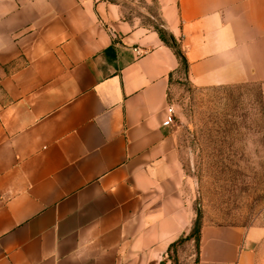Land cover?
<instances>
[{"label":"crops","instance_id":"1","mask_svg":"<svg viewBox=\"0 0 264 264\" xmlns=\"http://www.w3.org/2000/svg\"><path fill=\"white\" fill-rule=\"evenodd\" d=\"M153 1L186 69L113 0H0V264H264V213L191 235L163 123L181 80L264 110V0Z\"/></svg>","mask_w":264,"mask_h":264},{"label":"rangeland","instance_id":"2","mask_svg":"<svg viewBox=\"0 0 264 264\" xmlns=\"http://www.w3.org/2000/svg\"><path fill=\"white\" fill-rule=\"evenodd\" d=\"M125 15L159 27L153 0H113ZM194 223L258 222L264 213V110L257 85L196 87L169 95Z\"/></svg>","mask_w":264,"mask_h":264},{"label":"trees","instance_id":"3","mask_svg":"<svg viewBox=\"0 0 264 264\" xmlns=\"http://www.w3.org/2000/svg\"><path fill=\"white\" fill-rule=\"evenodd\" d=\"M156 29L159 31L161 38L175 50L177 56L180 59L181 65L186 69L187 60L174 36L167 31V29L162 25V22L160 23L159 27H156ZM200 228H201V224H199L198 219H196L193 225V231L191 235H198L200 232ZM198 239L199 238L197 237V245H198Z\"/></svg>","mask_w":264,"mask_h":264},{"label":"built area","instance_id":"4","mask_svg":"<svg viewBox=\"0 0 264 264\" xmlns=\"http://www.w3.org/2000/svg\"><path fill=\"white\" fill-rule=\"evenodd\" d=\"M168 112H169V115L167 117L166 120H164V124H170L173 122V117H172V108L171 107H168Z\"/></svg>","mask_w":264,"mask_h":264}]
</instances>
